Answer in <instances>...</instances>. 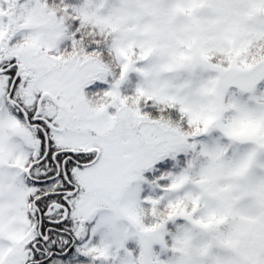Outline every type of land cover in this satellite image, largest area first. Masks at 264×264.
<instances>
[{"label":"snow or ice","instance_id":"1","mask_svg":"<svg viewBox=\"0 0 264 264\" xmlns=\"http://www.w3.org/2000/svg\"><path fill=\"white\" fill-rule=\"evenodd\" d=\"M0 264H264V0H0Z\"/></svg>","mask_w":264,"mask_h":264}]
</instances>
